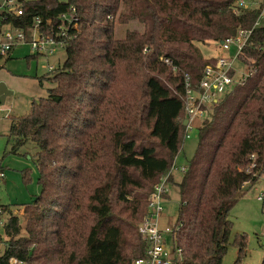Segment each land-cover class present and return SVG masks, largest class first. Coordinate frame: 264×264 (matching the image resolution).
I'll return each mask as SVG.
<instances>
[{
  "label": "trees",
  "instance_id": "trees-1",
  "mask_svg": "<svg viewBox=\"0 0 264 264\" xmlns=\"http://www.w3.org/2000/svg\"><path fill=\"white\" fill-rule=\"evenodd\" d=\"M233 2L24 1V14L14 20L25 31L34 15L56 22L74 7L69 30L76 35L64 46L63 62L37 77L40 85L50 81L46 95L10 117L4 153L34 143L37 150L25 153L34 160L40 190L24 204L23 226L10 205L1 204L9 217L6 239L0 233V264L11 256L25 264H133L145 255L138 222L162 175L180 197L172 236L180 251L171 264H222L236 194L264 172V26L252 29L243 48L252 72L202 120L194 153L176 181L171 167L184 136L183 75L197 86L205 63L215 60L203 58L197 43L252 27L262 7L236 13ZM116 19L137 20L143 29L118 37ZM20 172L29 182L31 168ZM233 242L237 264L246 233H236Z\"/></svg>",
  "mask_w": 264,
  "mask_h": 264
},
{
  "label": "rangeland",
  "instance_id": "rangeland-1",
  "mask_svg": "<svg viewBox=\"0 0 264 264\" xmlns=\"http://www.w3.org/2000/svg\"><path fill=\"white\" fill-rule=\"evenodd\" d=\"M134 28L143 29L142 24L137 20L119 22L116 19L114 32L116 36L120 37L124 35L127 29ZM197 45L205 59L219 53L230 55L233 54L234 50L233 46L229 51L222 50L219 41L198 42ZM31 52L29 43L24 42L15 46L12 51V57L6 62L4 59H0V82H3L6 88L10 90L4 101L0 100V166L5 175L3 178L5 180L0 181V200H8L11 196L17 203L23 204L11 210L12 214L18 215L21 226L24 225L25 218L24 209L26 205L24 203L31 202L30 193L40 189L36 181L37 174L34 171L36 169L35 163L30 156V153H34L37 150V147L33 142L28 141L21 147L18 154L9 152V149L4 153L9 133L10 117L27 113L33 98L37 99L39 96L46 95V88L50 85V81L46 77L43 84L40 85L37 77L43 74L47 76V65L49 63L57 66L65 59V50L63 48L56 49L51 54L38 55L37 57H31ZM246 64L248 70L250 65ZM235 65L239 68L236 71V75H239V72H243L241 69H244V66L239 61ZM202 120L196 118L194 123L199 126ZM198 126L193 127L190 131V136L183 139L182 147L174 159L172 165L174 181L181 177L188 160L194 153L198 140ZM7 147L9 148V145ZM25 151L30 153H25ZM27 162H31L32 178L29 182L24 183L22 177L18 176V172L21 170L20 167L28 165ZM181 167L184 168L182 169ZM2 169L0 168V170ZM15 192L17 195L12 196ZM261 193L264 194V172L259 175L253 184H245L237 192V200L228 212V217L233 221V224L222 264H235L237 246L233 240L235 234L241 232L246 233V248L245 254L237 264L261 263L264 255V199L257 198ZM179 200L176 184L168 182V193L163 200V211L159 216L161 225L175 222ZM8 217L7 213L0 215V233H2L4 239H6V236L3 232V225ZM142 221L138 222V226ZM21 232H23V229H21ZM167 237H169V234H167ZM167 242L169 244V241ZM4 246L5 242H0V254Z\"/></svg>",
  "mask_w": 264,
  "mask_h": 264
},
{
  "label": "built area",
  "instance_id": "built-area-1",
  "mask_svg": "<svg viewBox=\"0 0 264 264\" xmlns=\"http://www.w3.org/2000/svg\"><path fill=\"white\" fill-rule=\"evenodd\" d=\"M24 1L0 0V59H6L15 46L24 42L29 43L31 53L37 54V56L51 54L56 49H64L67 40L76 35L75 32L69 30L74 7L71 8L70 12L59 13L57 16L59 20L56 22L46 19L43 23L39 15H34L25 31L23 25H16L14 20V17H21L24 14ZM251 5H262L252 27L239 28L234 34L221 39V42L219 40L222 50L229 51L233 46V54L219 53L214 55L215 60L207 62L203 66L202 75L197 86H193L189 73H184V117L187 118V122L184 124L183 139L188 138L193 127L198 126L194 123L196 118L202 120L208 116L213 105L235 85L243 84L246 77L252 72L250 67L247 70V64L241 56L252 29L257 26H264V0H234L233 2V10L236 13ZM74 27H76V24H73ZM164 60L166 63L171 62L169 58H164ZM236 60L244 66V69H241L243 72H239V75H236V71L239 69L235 65ZM55 67V64L49 63L47 70ZM175 68L176 66L173 65V69ZM172 171L173 168L171 167ZM2 174L3 172L0 171V177ZM167 192V175H162L154 185L150 195L147 204L148 213L139 225V231L146 241H149L145 255L135 258L133 264H171L174 255L180 251L179 248L172 247L174 244L172 236L175 222L161 225L159 221V216L163 211L164 194ZM257 198L264 199V194L261 193ZM2 213L4 212L0 204V215ZM167 234H169V237H167ZM167 241H169V244ZM8 261L9 264H25L23 260L13 256L9 257Z\"/></svg>",
  "mask_w": 264,
  "mask_h": 264
},
{
  "label": "crops",
  "instance_id": "crops-1",
  "mask_svg": "<svg viewBox=\"0 0 264 264\" xmlns=\"http://www.w3.org/2000/svg\"><path fill=\"white\" fill-rule=\"evenodd\" d=\"M13 51V50H12ZM12 57V53L6 58V59H4L5 60V62L9 59V58H11ZM26 163V162H25ZM27 164L28 165H25V166H23V167H20L21 169L22 168H25V167H29V168H31V162H27ZM1 171V170H0ZM35 172H36V174H37V169H35L34 170ZM3 172V174H2V176L0 177V181H2L3 180V178H4V171H2ZM261 174V173H260ZM18 176L20 177H22V175H21V173L20 172H18ZM259 177V176H258ZM31 178H32V175H31ZM258 179V178H257ZM256 179V180H257ZM5 180V179H4ZM3 180V181H4ZM31 180V179H30ZM36 181H37V176H36ZM38 183V182H37ZM253 184V183H252ZM21 185H23L22 183H21ZM38 185H39V187H40V184L38 183ZM251 185V184H250ZM40 190V189H39ZM39 190L38 191H35V192H32V193H30V196L32 197V199L34 198V196L33 195H36V194H38L39 193ZM15 195H17L16 194V192H15V194L14 195H12V196H15ZM15 202V203H13V202ZM0 204H3V205H10L9 206V209H10V211L12 210V209H14V207L16 208V207H18V206H21V205H23V204H21V203H17L16 201H14L12 198H11V196L9 197V199L8 200H4V201H2V200H0ZM25 204V203H24Z\"/></svg>",
  "mask_w": 264,
  "mask_h": 264
},
{
  "label": "water",
  "instance_id": "water-1",
  "mask_svg": "<svg viewBox=\"0 0 264 264\" xmlns=\"http://www.w3.org/2000/svg\"><path fill=\"white\" fill-rule=\"evenodd\" d=\"M222 40H220L221 42ZM10 93V90L6 88L5 84L3 82H0V100L4 101L5 96ZM187 122V118L184 117L182 119V123L185 124ZM29 156V155H28ZM149 242V241H148ZM147 242V243H148Z\"/></svg>",
  "mask_w": 264,
  "mask_h": 264
}]
</instances>
